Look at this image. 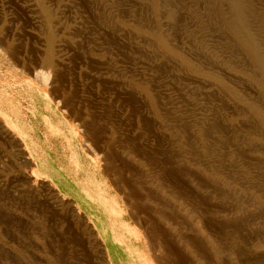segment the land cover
Masks as SVG:
<instances>
[{
    "label": "rangeland",
    "instance_id": "obj_1",
    "mask_svg": "<svg viewBox=\"0 0 264 264\" xmlns=\"http://www.w3.org/2000/svg\"><path fill=\"white\" fill-rule=\"evenodd\" d=\"M192 2L172 0L174 26L151 0H0V264H109L114 234L148 248L155 212L178 249L192 242L180 264H264V131L183 66L210 70L187 39Z\"/></svg>",
    "mask_w": 264,
    "mask_h": 264
},
{
    "label": "bare ground",
    "instance_id": "obj_2",
    "mask_svg": "<svg viewBox=\"0 0 264 264\" xmlns=\"http://www.w3.org/2000/svg\"><path fill=\"white\" fill-rule=\"evenodd\" d=\"M161 3H164L165 6H162L163 4ZM192 3L193 4L188 7V9L191 23L194 24V26L186 25L187 39L198 50L204 51L205 56H203V58L205 60V63H207V65L209 66L210 70L206 71V68L203 69V67L199 65L194 66L196 64H192V62H190L186 58H183V66L188 68L189 70L192 69L203 79L215 82L223 89V91H225V93L233 95L234 97L242 101L245 105H247L254 114V118L257 119V123L264 131V105H262L261 101L259 100L261 103L260 104L257 103L258 101L255 103L250 99L246 100L244 97L238 94L237 91H234L230 88V85L226 83L225 78L219 76L218 74H216L217 72H215L219 70L224 73L223 75L230 76L231 78L234 77L236 79L240 78L238 74H243L247 82L250 83V86L252 85L256 88V90H258L259 98L261 97L264 101V37L261 36V33H264V0H193ZM150 6L158 19L162 16V14H164L163 11L164 9H166L165 12L172 25H177L176 23L178 22L179 17L178 12L173 8L174 5L172 3V0H151ZM176 8L178 9L179 7L176 6ZM192 27H194V29H192ZM202 27H204L205 30L201 29ZM150 35H152L154 41L165 40V35H162L161 33L160 24H158L157 31H154ZM209 41L213 43H210ZM217 46L220 49H217ZM218 50L223 51V53L229 54L231 60L236 57V63H233L229 67L223 68L219 60V55H217ZM162 51L164 53L176 52L173 46L169 45L168 43L163 45ZM230 63L231 61L229 62V64ZM134 195L136 194L134 193ZM104 204L106 208L110 210V212H108L111 215H115V212L112 211V207L108 203ZM227 215H229V213ZM155 216L158 217V224L155 225L153 223H150L151 227H149L150 225L148 226V248L141 239L138 242L142 244V248L138 249L137 251L135 249L133 250L131 248L133 242L123 243V241H120V239H118V235H113L115 238L113 245H111V242H108L109 264H126V258H129L128 262H131L132 264H172L177 262V259L179 260V263L177 262L176 264H180V262L183 261V258H185V260H188V256L186 257V252L184 250H186L187 246L191 245L192 242L187 240H185L184 242L178 241L180 242V246H178V249L176 247V243L173 244L170 242V236L168 233L169 230L165 226V221L167 219L166 216L162 215L161 212H155ZM115 218L116 216H113L112 219ZM139 219L141 222V218ZM233 226L239 234V227L237 226V224ZM112 228L115 229L114 226H112ZM105 239L107 241H110L107 236L105 237ZM121 244H124L128 249L127 253H123L122 256L120 254L122 248L115 247L116 245L120 246ZM240 249L234 247L232 256L240 257L242 255V251L240 252ZM178 250L180 251V253ZM124 256H126V258ZM135 257H137L138 263H135V261L133 260Z\"/></svg>",
    "mask_w": 264,
    "mask_h": 264
}]
</instances>
